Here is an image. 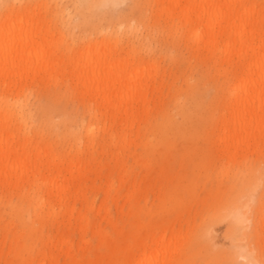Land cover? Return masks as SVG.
Wrapping results in <instances>:
<instances>
[{"label":"rangeland","instance_id":"374dc122","mask_svg":"<svg viewBox=\"0 0 264 264\" xmlns=\"http://www.w3.org/2000/svg\"><path fill=\"white\" fill-rule=\"evenodd\" d=\"M55 2L69 5L66 26L73 36L82 37L76 43L81 45L94 39L97 47L103 46L104 30L95 32L102 18L116 26L122 19L138 25L144 17L150 38H144L143 25H138L130 37L135 44L132 51L144 61H155L154 75L146 104L136 105L145 108L135 109L133 130L125 143L111 142L110 136L101 133V144L85 150L83 157L90 159L91 169L83 172L77 187L70 188L68 195L73 198L68 203L47 199L36 213L27 195L36 189L39 176L11 189L0 187V264H140L139 254L145 250L143 258L151 257L156 249L152 241L162 234L161 249L171 264L189 257L197 264H241L230 255L232 218L223 210V217L208 222L259 164L263 181L252 202L253 229L246 233L250 247L264 263V229L257 220L264 191V147L245 153L237 163L216 142L213 118L218 120L227 103L224 74L216 73L207 58L195 56L191 42L171 30V19L154 15L155 0H120L90 12L87 0H0V18L13 4H23L30 10L40 9L36 15L41 25H50L52 16L46 10ZM68 51L58 50L64 60ZM76 73L44 71L18 83L26 89L31 133L44 134L34 143L39 141L47 149L49 155L44 157L49 161L53 153L59 159L77 156L71 132L74 127V131L80 129L82 113H88L86 106L92 102ZM11 81L16 80L11 77ZM184 114L195 126L189 142L182 130ZM117 118L114 129L120 132L124 118ZM107 126L110 130L111 125ZM61 183V188L66 185L64 180ZM46 194L43 190L40 195ZM208 227L211 244L203 238ZM217 252L220 259L215 262L210 254Z\"/></svg>","mask_w":264,"mask_h":264},{"label":"bare ground","instance_id":"6f19581e","mask_svg":"<svg viewBox=\"0 0 264 264\" xmlns=\"http://www.w3.org/2000/svg\"><path fill=\"white\" fill-rule=\"evenodd\" d=\"M118 1L87 0V12ZM155 1L157 10L154 15L171 19V30L191 42L197 53L195 56L207 58L215 72L225 76L223 85L227 86V103L218 120L213 118L217 124L214 133L218 145L237 163L245 153L264 147V0ZM25 7L13 4L0 18V187L11 189L30 181L31 176H39L38 180L35 179L38 181L36 189L27 195L31 196L30 202L37 213L47 199L58 198L64 204L73 198L68 191L78 186L84 171L91 169L90 159L83 157L85 150L101 144V133L110 136L111 142L122 140L125 143L133 130L135 109L145 108L136 105L146 104L155 61H144L139 52L132 51L135 44H131L130 37L139 29L138 25H143L144 38H150L144 17L138 25L122 19L116 26H109L102 18L101 26L94 30L96 33L104 30L105 43L97 47L94 39L88 43L82 41L86 43L83 45L76 44L82 37L73 36L66 26L65 12L70 9L69 5L49 4L46 11L52 16L50 25H41L36 15L40 9ZM49 26L53 27V33L48 30ZM125 41L130 42L126 47L123 46ZM61 47L69 50L67 60L58 52ZM57 70L77 72L78 81L92 103L86 106L88 113H82L80 129L74 131V127L71 132V147L77 156L68 154L59 159V155L53 153V161H49L44 157L49 155L47 149L42 148L39 141L34 143L35 138L38 140V136L44 134L31 133L26 116V89L18 83L26 78H36L44 71L53 75ZM11 77L16 80L14 83ZM221 99L225 101L222 94ZM191 112L194 113V109ZM119 115L124 118L120 122V132L114 129ZM183 118L186 123L182 130L189 142L195 126L190 123L191 117L184 114ZM196 134L200 136L201 131ZM43 168L49 172L42 174ZM62 180L66 185L61 188ZM262 181L259 164L252 169L243 187L224 202L208 222L209 225L216 222L223 210L227 212L225 216L232 218L230 255L241 264H264L256 250L250 247L246 233L253 227L252 202ZM43 190L47 192L44 198L40 195ZM245 196L248 198L244 201ZM258 210L257 220L264 229V191ZM211 231L208 227L203 234L208 244L212 242ZM164 238L162 234L152 241L156 249L151 257L143 258L145 250L139 254L140 264H171L166 251L161 249ZM219 254H210V258L218 262ZM175 264L197 263L189 257L181 258Z\"/></svg>","mask_w":264,"mask_h":264}]
</instances>
